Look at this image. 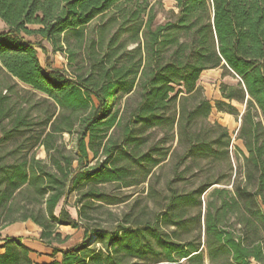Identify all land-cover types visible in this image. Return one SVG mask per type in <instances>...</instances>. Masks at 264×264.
I'll return each instance as SVG.
<instances>
[{
  "label": "trees",
  "instance_id": "1",
  "mask_svg": "<svg viewBox=\"0 0 264 264\" xmlns=\"http://www.w3.org/2000/svg\"><path fill=\"white\" fill-rule=\"evenodd\" d=\"M173 1L176 13L156 25L150 0H0V72L44 95L53 109L41 130L24 138L33 125L14 116L0 94V230L18 221L38 226L51 258L60 256L42 264H264V0ZM111 10L117 27L106 45L88 41L89 25ZM44 42L52 53L63 52L69 66L80 57L71 78L47 60L40 64L37 50L48 53ZM215 69L238 83L221 84L220 99L211 103L198 82ZM124 96H135L134 106L119 117L112 109ZM234 102L246 106L236 136L242 148H234L242 157L239 177L230 190L215 188L204 201L213 186L230 181L232 167L228 130L203 124L213 110L238 118ZM4 121L11 123L7 131ZM174 128L183 151L168 196L151 188L144 204L129 205L128 196L104 188L133 186L123 160L157 167L159 158L138 155L144 134L166 136ZM113 129L120 130L121 144L109 137ZM62 134L75 135L74 155L56 147ZM18 138L31 142L29 148L2 152ZM40 147L57 155L46 164L30 153ZM188 161L217 163L221 170L178 193L170 186L185 181L179 169ZM72 193L77 221L64 207L55 215ZM118 205L127 210L110 228L95 224L99 209ZM58 226L81 227L82 241L52 247L66 240ZM0 252V264H35L21 239L0 236Z\"/></svg>",
  "mask_w": 264,
  "mask_h": 264
},
{
  "label": "rangeland",
  "instance_id": "2",
  "mask_svg": "<svg viewBox=\"0 0 264 264\" xmlns=\"http://www.w3.org/2000/svg\"><path fill=\"white\" fill-rule=\"evenodd\" d=\"M151 4H154V13L156 16L155 23L163 24L168 18L171 17V13H176L175 3L173 0H150ZM113 10H111L103 19L93 21L87 31V40H93L95 42L103 40L104 46L106 45L109 38L114 34L117 22H110L109 18L113 16ZM3 26L0 24V28ZM35 26H30L29 29H36ZM127 35L122 36V40H126ZM29 41H37L36 38L30 37ZM47 49V54L44 55L40 50H37V56L39 62L44 66L45 61H49L53 69L63 72L67 77L71 78L73 72H76L77 65L80 62V57H78L76 63L69 66L68 59L63 52L52 53L51 48L47 43H43ZM103 46V47H104ZM134 45H127V50L133 49ZM84 52V50L82 51ZM80 53L83 57V53ZM238 79L226 73H223L221 69H215L210 71H205L201 74L198 85L202 88L203 95L213 103L215 100L220 99L219 87L221 84L227 86H236ZM0 94L8 98L7 105L11 108L14 116L20 115L27 118V122L32 124L26 132H29L25 135L24 138L32 136L41 130L39 125L46 118L47 114L53 112L52 105L49 101H46L44 95L32 91L30 88L23 86L15 80H12L3 73L0 72ZM135 96H124L120 98L114 105L112 112H117L118 116H122L125 113V110L130 109L134 106ZM190 104V103H189ZM234 107L239 113L238 118L230 116L224 113H218L215 110L212 111L211 115L207 119L204 126L219 124L222 127H225L228 130V133L231 137V146L229 148V158L232 167V173L230 181L227 179L222 183V185L213 186L202 199L205 201L209 194L215 188H227L231 189V184L239 177L238 166L242 164V157L238 154H235L234 148H242L240 143L236 141V136L240 127V117L245 111V103L238 104L233 103ZM123 117V116H122ZM125 118H123V121ZM37 124V125H36ZM198 123L194 129L200 127ZM4 130L7 131L11 128V123L9 121H4L3 123ZM1 135V133H0ZM109 137L112 140H117L121 144V133L118 129H113L109 132ZM145 142L141 145L138 155L141 154H152L153 158L160 159V164L150 169L149 165L142 163L144 168H140L135 164H130L129 162L123 160L120 162V165H125L132 172L129 181L133 183V186L129 188L116 189L112 186H105L104 188L112 193L120 194L122 196H128V204H133L136 200L145 203L149 190L153 188L156 192L161 194V197L168 196V182L173 179V172L175 165L178 161V157L182 154L183 146L178 141V136L176 135V128L168 134L163 133L160 130H150L144 134ZM56 147L61 151L63 155H74L75 154V135L62 134L56 140ZM31 142H23L22 139H14L6 143L3 147V153L16 150V147L20 144L24 148H29ZM124 147V146H123ZM159 148L158 153H151L152 148ZM126 149L131 151V148ZM35 153L36 158L45 160L48 164L49 155H57L56 152H50L46 154L42 148H32L30 153ZM100 161L103 160V156H100ZM94 162L92 163V165ZM222 169H226V165L221 163ZM218 164H211L206 161H199L197 163L188 161L184 166L179 169V172H183L185 181L173 183L170 187L174 188L178 193H185L193 190L198 186V184L205 179L206 176L216 175L221 170ZM75 166V165H74ZM241 180V179H239ZM68 207H72L74 202V195L69 196L68 198ZM150 208H154L151 203H149ZM125 205H118L113 207H103L97 211V214H94L96 221L95 224H98L104 228H110V224L118 219L123 213L126 212ZM19 215V214H18ZM111 215V216H110ZM9 226L14 228H21L18 234H14L15 238H20L23 240H33L35 236H39L38 232L35 231L34 227L30 224H25V222H15L11 225L5 226L0 233L3 234L9 230ZM8 228V229H7ZM6 229V230H5ZM65 230H63V233ZM40 238V237H39ZM77 237H72L71 243L73 244L76 241ZM54 245H59L56 242H52ZM96 248H100L99 244L95 245ZM38 258V257H37ZM255 264V263H252Z\"/></svg>",
  "mask_w": 264,
  "mask_h": 264
},
{
  "label": "crops",
  "instance_id": "3",
  "mask_svg": "<svg viewBox=\"0 0 264 264\" xmlns=\"http://www.w3.org/2000/svg\"><path fill=\"white\" fill-rule=\"evenodd\" d=\"M38 160H42V159L38 158ZM42 161L46 162L45 160H42ZM71 195H74V202L72 204V207L70 208L67 206V203H68L67 200H68L69 196H71ZM76 198H77L76 193H72V194L67 195L65 197V200L64 201L61 200L60 203L58 204L57 208L55 209V215H58L61 208L64 207L65 210L69 213L71 219L77 221V211H76V207H75ZM25 224H30L32 227H34L35 231H37L39 234V236L38 235L35 236V238L32 241L31 240H23L22 241V243L31 250V253L29 255L31 261L35 264L50 263L54 260L60 261L59 255L55 256L54 258H51L52 248L47 246L39 238L40 233H41V229L38 226H36L35 224L31 223L30 221L25 222ZM20 230H21V228L17 227L15 229L14 228L12 229V226L11 227L9 226V230H7L3 234L0 233V236L2 239H4V238H15L14 234H18ZM63 230H65L64 233H63ZM55 232L60 234L61 239L65 238L66 240L64 241V243L59 244V245L52 244V247H56L58 249L65 250V249L71 248L72 246H74V245H76L82 241L83 230L81 227L71 228L69 226H58L56 228ZM74 236H76L77 239L73 244H70L72 237H74ZM18 239H20V238H18Z\"/></svg>",
  "mask_w": 264,
  "mask_h": 264
}]
</instances>
